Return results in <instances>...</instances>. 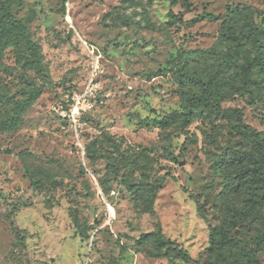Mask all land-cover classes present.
I'll return each mask as SVG.
<instances>
[{
  "label": "rangeland",
  "instance_id": "rangeland-1",
  "mask_svg": "<svg viewBox=\"0 0 264 264\" xmlns=\"http://www.w3.org/2000/svg\"><path fill=\"white\" fill-rule=\"evenodd\" d=\"M6 12L34 45L0 33V264H264V207L235 180L250 136L199 101L189 123L174 114L209 82L221 108L264 128V0H7Z\"/></svg>",
  "mask_w": 264,
  "mask_h": 264
},
{
  "label": "trees",
  "instance_id": "trees-1",
  "mask_svg": "<svg viewBox=\"0 0 264 264\" xmlns=\"http://www.w3.org/2000/svg\"><path fill=\"white\" fill-rule=\"evenodd\" d=\"M6 11L7 0H0V12H3L0 18V33L8 35L10 30L20 31L22 35L26 37L28 43L30 45H34L29 40V32L27 27L9 15ZM179 22H182L181 19H179ZM228 38L233 44V50L231 52L230 59L234 60L238 53V49L243 42V33L231 32L228 35ZM256 41H258V39ZM182 60L183 59L177 58V63H175V65L178 68V84L183 86L184 78L189 74L186 64L182 63ZM240 73L243 91L248 95H252V91L250 89L251 79L249 77V67L247 65L242 66ZM211 82L214 86L218 85L215 77H212ZM201 86L204 94L200 97L193 94L187 100H185L184 92L181 94L182 110L180 112H174V114H179L181 121L185 124L189 123L193 114V101H199L204 106L215 108V110L221 114H230L235 116L240 127L246 134L250 136L252 148V150L249 151L235 153L238 160L242 163V166L236 171V185L238 190L243 194L245 201L249 203L247 205L249 209H251V211H256V204L264 207V128L259 130L249 125L245 121L241 108H221L219 99H216L212 96V88L209 82H202ZM262 233L264 236V227L262 229ZM211 235L212 241L210 243V248L217 246L215 238L213 237V231ZM153 236L156 238V241L160 246L173 245L176 253L179 256L188 258V252L185 249H177L172 241L164 239V237L159 233L153 234Z\"/></svg>",
  "mask_w": 264,
  "mask_h": 264
}]
</instances>
